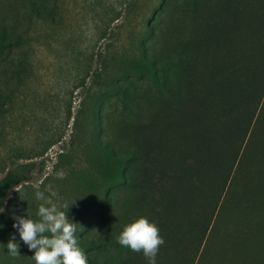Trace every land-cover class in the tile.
<instances>
[{
    "label": "trees",
    "instance_id": "16d2710c",
    "mask_svg": "<svg viewBox=\"0 0 264 264\" xmlns=\"http://www.w3.org/2000/svg\"><path fill=\"white\" fill-rule=\"evenodd\" d=\"M217 1L180 0L178 20L193 26L190 54L183 48L174 63L154 65L157 91L136 98L145 116L123 127L124 147L97 142L124 169L116 193L101 201L105 221L112 220L86 240L87 264H148L117 243L140 217L165 241L156 264H264V0H222L228 20L208 31L207 4ZM1 8L0 86L8 91L23 79L20 43L31 20L46 12L35 2L16 4L10 14ZM161 27L151 33L163 35ZM188 58L191 73L182 64ZM25 168L0 178V209Z\"/></svg>",
    "mask_w": 264,
    "mask_h": 264
},
{
    "label": "rangeland",
    "instance_id": "374dc122",
    "mask_svg": "<svg viewBox=\"0 0 264 264\" xmlns=\"http://www.w3.org/2000/svg\"><path fill=\"white\" fill-rule=\"evenodd\" d=\"M28 2L44 4L46 13L32 18L20 43L23 79L8 91L0 86V178L26 166L24 181L0 209V264H34V251L12 225L18 216L38 220L41 204L68 211L79 224V246L90 256L86 240L112 220L105 221L101 201L116 193L119 183H113L124 169L97 142L116 149L127 144L126 128L145 116L136 98L158 88L152 68L174 63L183 48L190 54L185 44L193 29L178 20L180 0H0V8L10 14ZM207 6L208 31L221 28L230 15L222 0ZM153 27L164 34H152ZM182 64L191 73L189 58ZM37 191L46 199L37 200ZM12 235L19 244L15 257L6 249Z\"/></svg>",
    "mask_w": 264,
    "mask_h": 264
},
{
    "label": "clouds",
    "instance_id": "9594fccd",
    "mask_svg": "<svg viewBox=\"0 0 264 264\" xmlns=\"http://www.w3.org/2000/svg\"><path fill=\"white\" fill-rule=\"evenodd\" d=\"M35 198L46 199L41 191L35 193ZM63 207L69 209L68 205ZM67 212L55 205L41 204L37 212L38 220L14 217L12 227L28 249L34 251L31 257L34 264H87V256L80 248L76 235L79 224L70 221ZM15 240V235H12L6 245L7 253L13 257L19 256V244ZM117 243L134 253H142L148 264H156V256L165 241L154 223L140 217L123 228Z\"/></svg>",
    "mask_w": 264,
    "mask_h": 264
}]
</instances>
